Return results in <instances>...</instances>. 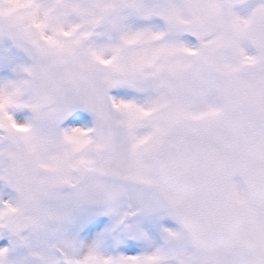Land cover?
<instances>
[{
  "label": "snow or ice",
  "instance_id": "1",
  "mask_svg": "<svg viewBox=\"0 0 264 264\" xmlns=\"http://www.w3.org/2000/svg\"><path fill=\"white\" fill-rule=\"evenodd\" d=\"M0 264H264V0H0Z\"/></svg>",
  "mask_w": 264,
  "mask_h": 264
}]
</instances>
